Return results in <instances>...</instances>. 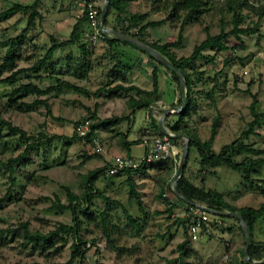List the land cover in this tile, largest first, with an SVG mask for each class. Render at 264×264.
<instances>
[{
	"label": "rangeland",
	"instance_id": "1",
	"mask_svg": "<svg viewBox=\"0 0 264 264\" xmlns=\"http://www.w3.org/2000/svg\"><path fill=\"white\" fill-rule=\"evenodd\" d=\"M243 1V0H241ZM254 6L260 5L263 0H246ZM18 2L31 4L33 0H0V11ZM86 0H41L38 8L42 18L35 20L34 28L27 34L26 41L19 47V60L15 68H27L44 56L50 45V36L56 39H67L75 21L83 15ZM95 8L102 9L104 0H91ZM172 0H130L129 13L148 14V19H164L165 22L155 28H148V41L167 42L176 39L181 24L182 12L179 18L171 16ZM244 17L242 27L253 26L256 16L248 7L238 8ZM100 17H98L99 19ZM27 16L21 12L9 15L0 20V62L4 60L7 45L2 43L10 37L16 36L25 27ZM109 26L118 25L116 13L108 17ZM223 27L229 30L232 27V12L224 6V0H211L208 7L200 15L198 21L184 25V39L182 45L174 49L177 56H187L193 46L204 39L206 29L216 34ZM135 28L131 27L130 31ZM92 28L88 21L82 24L78 42L73 46H66L56 50L53 62L61 65V70H70L76 62L88 60L91 62L87 78L78 79L65 75L64 78L75 84L93 91L98 87L107 88L114 83L115 77L110 69L117 60L123 62H140L135 68L144 76L137 74L133 83L147 89L152 88L150 71L143 69L148 61L147 56L139 50L122 43L110 46L105 39L97 36L95 42L89 39ZM258 34L260 36L258 37ZM85 44L88 49L83 53L80 45ZM228 50L217 52L215 60L197 61V67L202 70L205 79L216 76L218 87L215 89L216 108H213L205 92L211 88V81L194 83L197 111L188 118V125L194 126L198 136L206 139L209 136L212 117L219 112L220 121L213 145L218 151L226 143L239 136L247 128L251 120L249 105L252 95L258 100L257 110H264V17L260 21L257 33L241 35L239 40L229 38ZM213 54L214 51L207 50ZM231 60H228L230 59ZM149 62V61H148ZM160 66L159 83L163 90L160 97L164 104L155 103L148 110H136L132 113L134 124L126 121L113 127L112 130H97L95 132L102 146V152H96L83 141H70L78 122L88 118L96 109L100 118L115 114L128 113L122 98L110 99L105 92L98 95L85 94L73 90H66L59 94L49 93L41 98L47 101L49 111L41 105L29 112H19L6 106L8 96L14 86L20 82L31 81L40 87H47L53 79L46 72L50 67L37 72L28 71L16 80L15 84L0 83V115L11 124L22 128L28 134L44 132L65 136L66 139L53 140L51 146L39 154H31L26 164L17 165L13 173L15 179L11 184L9 171L0 165V264H63L71 254L72 236H66L65 244L59 251L50 249L39 252L32 250L30 244H25L20 235L7 230L20 227L27 222L32 230L48 232L55 228L58 222L73 224L70 210L52 206L53 200L58 199L61 204H67L65 188L81 196L85 191L83 176L94 168L102 167L106 163H114L115 156L136 155L142 158L145 151L143 140L157 134L149 127V120L157 122L163 117L168 107L181 106L178 99L180 89L177 83L170 79V72L164 65ZM14 69L0 73V79L10 75ZM147 75V76H146ZM142 81H137V80ZM132 81V76H128ZM171 85V86H170ZM125 97L128 94L124 95ZM34 95L23 97V101L32 102ZM96 107V108H95ZM127 112V113H126ZM149 112V113H148ZM148 114H151L149 117ZM174 112L168 113L161 121L162 127L171 132L169 126L176 120ZM147 127V129H146ZM129 130L128 139H141V143L130 144L129 148L122 143L121 134ZM74 140V139H73ZM247 144L264 148V121L256 126L254 132L245 140ZM176 148L175 160L168 159L155 165L148 166L144 172L134 176L144 212L134 200L127 197V186L123 183L125 176L107 174L99 176L94 185L104 195L118 200L123 207L140 223L136 228L127 222L123 208L112 206L108 211L107 232L113 242L107 240L100 213L105 207L104 200L94 196L89 206L82 201L77 206V218L81 221L78 238L84 241L81 264H240L239 250L244 247L243 236L238 229V223L221 220L210 216L211 233L202 235L197 240L189 239L188 225L191 221L190 207L173 190V179L180 162L185 138L177 137L172 141ZM20 137L11 135L5 125L0 123V160L17 155L23 150ZM126 149V150H125ZM90 154H97L87 158ZM238 153L236 158L242 157ZM185 175L197 185L205 188H214L221 191L225 198L232 193L238 194V204L256 207L264 202V197L251 190L241 175L226 167L203 169L199 165L198 154L194 148L189 151V160ZM263 175V167L256 174H252L253 181H258ZM197 205H205L196 203ZM174 208L170 210L169 206ZM90 212L85 213V208ZM216 220L222 221L218 223ZM234 224V226H233ZM238 229L240 241L235 248L234 239L227 229ZM256 237L264 239V222L262 218L256 221ZM94 240V243H92ZM185 248L181 253L180 244ZM61 242H56L55 247ZM234 249V250H233ZM76 261V260H75ZM76 263V262H75ZM74 262L72 264H75Z\"/></svg>",
	"mask_w": 264,
	"mask_h": 264
},
{
	"label": "trees",
	"instance_id": "2",
	"mask_svg": "<svg viewBox=\"0 0 264 264\" xmlns=\"http://www.w3.org/2000/svg\"><path fill=\"white\" fill-rule=\"evenodd\" d=\"M40 1L41 0H33L31 4H20L18 2H15L7 9L0 11V20L5 19L9 15L16 12H21L22 14L27 16L26 25L20 31V33H18L16 36L10 37L7 41L2 43L3 45H7V47L5 51L4 60L0 62V73L5 70H11L15 68L17 63L16 61L19 60V47L26 41L27 34L29 33V31L34 28L35 20L37 18H42V15L38 8ZM129 1L130 0H108L106 14L104 18V25L106 27L109 26L108 17L111 13L115 12L116 19L118 20V25L111 26L112 29L130 35L138 40L149 44L153 49L158 51L177 69L181 71L185 81L186 105L181 111L174 112L177 118L169 126V129L173 134V136L171 137L172 141L176 140L177 137L181 135L187 136L189 140L186 163L181 176L176 182L178 192L185 197L184 201L189 207L193 206V204L200 203L205 204V206L209 209H213L219 212H239L242 218L245 220L250 234V244L247 249L248 258L246 259L243 250H240V264H264V241H254L252 239V232L254 230V225L257 219L262 218L264 222V202L260 203L256 207H238L228 202L221 191L214 188H205L201 185L194 184L185 175V170L189 160V151L194 148L198 154L199 165L203 169L209 168L212 170L217 167H226L232 170L233 172L241 175L242 179L244 180V182L248 183V185L250 186L249 188L251 190L258 192V194L264 197V148H257L244 142V140L254 132L256 126L259 125L262 121H264V110H257L259 102L255 95H252V101L249 105V111L252 118L248 122L247 128L241 131L237 138L221 146L218 151L214 150L213 145L215 143L217 131L219 128V112H216V114L212 117L209 136L206 139H201L198 136L196 128L194 126L192 127L188 125V118L192 114H194L199 108L196 103V98L194 96V83L197 81H201L203 83L211 81V88L207 92H205V97L209 100L213 108H216L215 89L219 85L216 76H213V78L211 79H205L203 77L202 70H199L196 62L201 60L205 62L214 61L217 52L226 51L229 49L227 45V40L229 38L239 40L241 35H252L254 33H257L260 27V21L264 17V0L258 6H254L253 4L248 3L246 0H224V6L227 8V10H230L232 12V27L229 30H225L223 27H221L218 33L216 34H211L209 33L208 29H206V35L204 39L201 40L198 44H195L190 54H188L187 56H177L174 51V49L182 45V41L184 39V25L188 22L198 21L200 15L208 7L211 0H172L170 15L179 18L178 12H182L183 16L181 17V24L179 26L176 39L173 41H167L162 43L159 41H148L146 38V31L148 28H155L161 26L165 22V20H150L148 19V14L146 13H129ZM87 2H91V0H86V3ZM242 7H248L249 11H252L256 16V21L253 26H241L244 17L241 14L240 10L237 9ZM97 11L98 17H100L101 9H98ZM85 21H87L86 11H84L83 15L75 21L72 26L70 35L67 39L59 40L54 38L53 36H50V45L47 47L44 56L40 57L36 62H34L31 66L27 68H15V70H13L10 75L0 79V83H7L9 85H13L19 77L28 73V71L37 72L41 69H44L45 71L46 68H51L48 73L46 72V74L53 80L47 87L43 88L38 86L36 83L28 81L20 82L12 88L8 96L6 106L19 112H29L41 105L45 106L47 111H49L47 101L41 97L49 93L59 94L66 90H73L85 94L93 93L94 95H98L100 94V92H105V95L108 97H119L128 94V98L126 100V106L129 109L128 114L111 115L106 118H100L96 113V109H94L89 114L88 118H85L91 120L90 131L84 136L85 141L89 142L91 135H96L95 132L97 130H112L113 127L118 126L119 124L125 121L129 125H131V115L136 109L148 110L151 108V106L156 103L155 97L159 91L157 65L163 64L157 61L154 56L149 54L144 49L129 42L123 41L117 37L103 33L104 39L109 45V47H112L118 43H122L124 45H128L132 48L139 50L147 56V60L151 64L150 78L152 81V88L150 90H146L134 84H126L127 81L125 79V76L131 70L136 68V66L140 64V62H123L121 60H117V62H115L111 67L110 72L115 77V79L114 83L107 88L98 87L94 91H89L88 89L81 87L75 84L74 82H71L70 80L64 78V76L69 75L74 78L76 77L78 79H85L87 77V73L90 70L91 62L82 59V62H76L74 64V67L70 68L71 71H63L61 70L60 63L53 62V57L57 49L66 46H73L78 42L82 30V24ZM131 27L135 28V30L132 32L130 31ZM259 36L260 34H258V37ZM80 48L81 50H83V53L88 52V49L85 44H81ZM207 50H212L214 51V53L208 54L206 53ZM228 60H231V58ZM167 70L170 72L171 79L177 83L178 88L180 89L177 74L174 71H171L169 69ZM28 95H34L36 97L35 100H33L32 102L23 101L22 98ZM178 101L181 105V93ZM148 115L149 117L151 116V114ZM0 123L7 127L11 135L20 137V140L24 145L23 150L21 152H19L13 157L8 158L6 162L0 160V165H2L9 171V178L11 180V184H14L15 182L13 173L17 168V165H23L29 162L28 159L30 158L31 154H39L45 151L51 146L53 140L66 139V137L62 135L60 136L56 134H46L44 132H39L36 135H30L22 128L15 126L1 118V115ZM148 125V129L152 128L155 133H157L155 135L163 134L157 120L151 118V120H149ZM128 134L129 130L121 134L122 143L123 145H125V147L129 148L130 144L141 143V139H137L135 141H128ZM71 137L72 138L70 139L72 140L70 141L83 140V137L79 136L76 131ZM238 153H243L244 155L242 157L236 158V155ZM96 155L97 154H90L89 156H87V158L90 159L95 157ZM164 161L166 160H160L151 164L142 163L135 168H125L115 174V176L118 177L123 175L125 176L123 183L126 184L128 189L127 197L129 200H134L138 208L143 212L145 209L143 206V202L140 198V192L137 189V183L135 181L134 176L140 172H144L149 165L152 166ZM109 166L110 164L106 163L102 167L89 170L83 176L85 191L82 193L81 196L70 191L69 188H65L68 203L64 205L61 204L58 199L53 200V207L71 211V214L73 216V224L69 225L64 224L62 222H58L54 229L44 233L40 230L30 229L29 224L27 222H24L20 224V227L18 229L7 231L20 235L25 244H30V248L32 250H37L39 252L45 250L49 251L50 249H53L55 252L59 251V249H61L62 247L61 245L65 244L64 237L72 236L74 240L71 244L72 250L70 258L67 262L63 264H72L73 262H76L75 264H81L80 257H83L84 253L82 249L84 241L78 238V233L81 229V221L77 218V206L82 201L86 206H89L91 198L94 196L100 197L104 200L105 207L100 213V217L103 223L104 234L107 240L111 243L113 242V240L107 232V222L108 211L113 205L121 206L123 208V212L125 214L127 222L136 228H140V223L137 221V219L134 218L118 200L111 199L95 187V180L99 176L106 173V170ZM261 167H263V175L260 179H258V181L255 182L253 181L252 174L258 173ZM169 208L170 210H172L174 206L171 205L169 206ZM85 210V213L90 212V209L88 207L85 208ZM209 216H214L221 220L232 218L237 221L238 229L241 232V227L236 217H223L211 213H209ZM229 229H231V227H229ZM0 231L2 232V230ZM56 242H61V244L55 247ZM92 243H94V240H92ZM179 247L182 253L183 249L185 248L184 242L180 244ZM258 261L260 262L257 263ZM180 264H185L183 259H181Z\"/></svg>",
	"mask_w": 264,
	"mask_h": 264
},
{
	"label": "built area",
	"instance_id": "3",
	"mask_svg": "<svg viewBox=\"0 0 264 264\" xmlns=\"http://www.w3.org/2000/svg\"><path fill=\"white\" fill-rule=\"evenodd\" d=\"M84 11L87 13V21L89 26L92 28L90 40L95 42L97 36L104 38L103 33L99 26L98 11L92 2H85ZM90 119H84L78 122L75 126V131L81 137L83 142L92 148L96 152H102V146L96 135H91L90 141L86 142L84 136L90 131ZM168 132V131H167ZM173 134L168 132L167 134L153 135L149 139H144L143 144L145 146L144 155L142 158L136 159L134 157L120 156L117 157L114 163L110 164L107 168V174H116L125 168H135L142 163L151 164L160 160H175L177 150L172 143L171 137ZM205 205L193 204L190 207L191 221L188 226V232L191 240H197L202 235L211 233V219L209 211L205 209ZM219 224L222 223L220 220H216Z\"/></svg>",
	"mask_w": 264,
	"mask_h": 264
},
{
	"label": "water",
	"instance_id": "4",
	"mask_svg": "<svg viewBox=\"0 0 264 264\" xmlns=\"http://www.w3.org/2000/svg\"><path fill=\"white\" fill-rule=\"evenodd\" d=\"M107 4H108V0H104V4L103 7L100 11V18H99V26L102 32H104L105 34L117 37L123 41L129 42L131 44H134L142 49H144L145 51H147L149 54H151L152 56H154V58L159 61L160 63H162L167 69L174 71L179 79V87H180V93H181V100H182V104L179 107H168L165 109L163 117L158 121V124L162 130L163 133L167 134L168 132L162 127L161 125V121L162 119L170 112H179L181 111L185 105H186V89H185V81L184 78L182 76V73L179 69H177L170 61H168L163 55H161L158 51H156L155 49H153L149 44H147L146 42H143L141 40H138L130 35H127L125 33L119 32L117 30H114L112 28H108L104 25V18H105V14H106V9H107ZM184 136V135H183ZM185 138V143H184V147H183V151L182 154L180 156V162L179 165L177 167V170L175 172V176L173 179V190L175 191V193L182 199L185 200V197L180 194L177 190L176 187V182L178 180V178L181 176L185 163H186V159H187V155H188V147H189V140L187 136H184ZM205 209H207L211 214L214 215H219V216H223V217H236L239 221V225L241 227V232L244 238V247H243V252L244 255L246 257V259L248 258L247 256V249L248 246L250 244V234H249V230L247 227V224L245 222V220L242 218L241 214L239 212H219V211H215L213 209H209L207 207H205ZM260 261H258L257 263H259Z\"/></svg>",
	"mask_w": 264,
	"mask_h": 264
},
{
	"label": "crops",
	"instance_id": "5",
	"mask_svg": "<svg viewBox=\"0 0 264 264\" xmlns=\"http://www.w3.org/2000/svg\"><path fill=\"white\" fill-rule=\"evenodd\" d=\"M153 65V64H152ZM150 67H151V64H150V62H146L145 64H144V66H143V69L141 70V71H144V70H146L145 71V73L147 74V72H148V70L150 71ZM157 70H158V80H159V75H160V66H157ZM89 72H90V70H89ZM89 72L87 73V76L89 75ZM137 74H139L140 76H144L143 75V73L142 72H138V70L136 71L135 70V68L133 69V70H131L126 76H125V79H126V81H127V83L126 84H134V85H136V86H138V87H140V88H143V87H141V86H139V85H137V84H135V83H133L134 81H136V80H134L133 79V76L135 77ZM129 75H131L132 76V81H130V80H128V76ZM147 76V75H146ZM171 77V76H170ZM87 78V77H86ZM171 79V78H170ZM137 81H142V80H137ZM171 86V85H170ZM97 89V88H96ZM96 89H94V90H96ZM143 89H146V90H150V89H147V88H143ZM93 90V91H94ZM162 89H161V87H160V83H159V91H158V93H157V95H156V103H160V104H164L165 105V102L163 101V100H161L160 99V97H161V95H162ZM108 97V96H107ZM123 97V98H122ZM110 99H117V98H122L124 101H126L127 100V98L128 97H125L124 95H122V96H119V97H109ZM125 103V108H126V111H128V113H129V109H128V107L126 106V102H124ZM96 108V107H95ZM136 110H142V109H136ZM135 110V111H136ZM135 111L133 112V113H135ZM127 113V112H126ZM127 113V114H128ZM122 114H125V112H122ZM115 115H117V114H115ZM118 115H120V114H118ZM134 115V114H133ZM133 115H131V117H132V122H131V124L133 125L134 124V120H133ZM108 130V129H107ZM127 140L128 141H132V140H129L128 139V136H127ZM126 150V149H125ZM120 155L121 154H119V156H115L114 158L116 159L117 157H120ZM126 157H137L136 155H129V149H128V151H126ZM112 162L113 161H111L109 164H112ZM231 195H233V196H231L230 198H225L228 202H230L231 204H234V205H236V206H238V207H240V206H249V205H246V204H238V200H239V198H238V194H236V193H232ZM225 196V195H224ZM219 216V215H218ZM219 219V218H218ZM226 221H233V219L232 218H227L226 219ZM233 226H234V224H233ZM227 233H228V235L231 237V238H233L234 239V242H235V248L236 247H238V245H239V241H240V236H238V229L236 228V227H234L233 228V230L231 231L230 229L228 230L227 229ZM242 233V232H241ZM243 236V235H242ZM252 239L254 240V241H264V239L262 238V239H259V238H257L256 237V223H255V225H254V230H253V232H252ZM243 241H244V238H243ZM234 250V249H233ZM240 250H243V248L242 249H240ZM240 250L238 251L239 252V254H240Z\"/></svg>",
	"mask_w": 264,
	"mask_h": 264
}]
</instances>
